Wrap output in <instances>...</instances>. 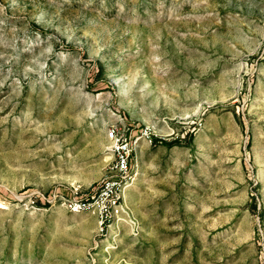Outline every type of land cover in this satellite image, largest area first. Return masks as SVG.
I'll return each mask as SVG.
<instances>
[{
	"label": "rangeland",
	"instance_id": "rangeland-1",
	"mask_svg": "<svg viewBox=\"0 0 264 264\" xmlns=\"http://www.w3.org/2000/svg\"><path fill=\"white\" fill-rule=\"evenodd\" d=\"M0 264H264V0H0Z\"/></svg>",
	"mask_w": 264,
	"mask_h": 264
},
{
	"label": "built area",
	"instance_id": "built-area-1",
	"mask_svg": "<svg viewBox=\"0 0 264 264\" xmlns=\"http://www.w3.org/2000/svg\"><path fill=\"white\" fill-rule=\"evenodd\" d=\"M106 138L107 148L113 156L110 175L85 197L68 201L69 208L73 210L97 211L101 221L118 215L122 209L124 190L133 180L134 151L137 146V138L131 132H122L117 127L108 128Z\"/></svg>",
	"mask_w": 264,
	"mask_h": 264
}]
</instances>
